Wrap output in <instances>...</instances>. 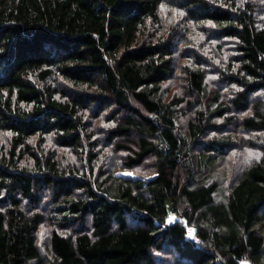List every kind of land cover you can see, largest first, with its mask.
<instances>
[{"label":"trees","instance_id":"16d2710c","mask_svg":"<svg viewBox=\"0 0 264 264\" xmlns=\"http://www.w3.org/2000/svg\"><path fill=\"white\" fill-rule=\"evenodd\" d=\"M242 261L264 0H0V264Z\"/></svg>","mask_w":264,"mask_h":264},{"label":"rangeland","instance_id":"374dc122","mask_svg":"<svg viewBox=\"0 0 264 264\" xmlns=\"http://www.w3.org/2000/svg\"><path fill=\"white\" fill-rule=\"evenodd\" d=\"M175 220H177V218L175 216L171 215L170 218H169V222L172 223ZM188 233H189V238H192L193 237V230L192 229H188Z\"/></svg>","mask_w":264,"mask_h":264},{"label":"snow or ice","instance_id":"6c2138e0","mask_svg":"<svg viewBox=\"0 0 264 264\" xmlns=\"http://www.w3.org/2000/svg\"><path fill=\"white\" fill-rule=\"evenodd\" d=\"M161 7L163 8L164 6L161 5ZM250 155H251V153H250ZM129 175H130V174H129ZM242 264H247V262H246V261H242Z\"/></svg>","mask_w":264,"mask_h":264}]
</instances>
